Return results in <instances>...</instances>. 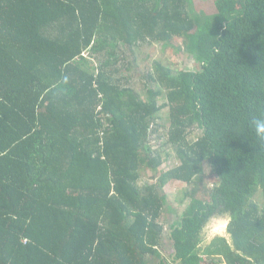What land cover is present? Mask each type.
<instances>
[{
    "label": "trees",
    "instance_id": "trees-1",
    "mask_svg": "<svg viewBox=\"0 0 264 264\" xmlns=\"http://www.w3.org/2000/svg\"><path fill=\"white\" fill-rule=\"evenodd\" d=\"M214 6L209 16L194 0H0V264H167L172 182L192 188L171 227L174 261L264 264V0ZM177 39L195 70L156 61L148 98L120 77L140 44ZM165 110L167 171L152 147ZM143 169L158 184L139 188ZM220 218L229 240L205 244Z\"/></svg>",
    "mask_w": 264,
    "mask_h": 264
},
{
    "label": "rangeland",
    "instance_id": "rangeland-1",
    "mask_svg": "<svg viewBox=\"0 0 264 264\" xmlns=\"http://www.w3.org/2000/svg\"><path fill=\"white\" fill-rule=\"evenodd\" d=\"M195 9L199 13L206 15H213L215 11L214 0H194ZM127 52V50L125 49ZM127 60L132 63L131 69L121 72L120 77L129 79L130 85L134 90H138L143 98H148V91L154 89L155 84L149 79V73L156 61H162L173 69V71L195 70L196 60L186 50L185 40L177 39L174 43L165 45L164 43L154 42L147 44H140L136 49L135 55L127 54ZM161 103H166L164 98ZM161 129L156 132L152 139L153 152H160L166 158L165 165L161 168L163 170H170L174 167L173 160L176 157V152L169 142L170 119L169 111H163L161 120L158 121ZM202 133L201 129L196 127L190 131L189 141L196 140ZM207 177L203 178L205 186L214 188L216 181L213 180L211 170L206 168ZM158 175L151 170L141 171V180L139 188L153 186L158 184ZM192 188L183 183L172 182L166 187L165 194L168 196V205L163 216V223L166 227V234L164 238V250L167 255V264H173L175 256H173V245L169 239L171 234V227L182 220L190 201L186 200L187 192ZM255 201L260 205L263 204L262 193H259ZM226 222L227 227L229 220L227 218L213 219L204 229L202 237L204 243L211 242L216 237H226L229 240L226 225L219 227Z\"/></svg>",
    "mask_w": 264,
    "mask_h": 264
},
{
    "label": "clouds",
    "instance_id": "clouds-1",
    "mask_svg": "<svg viewBox=\"0 0 264 264\" xmlns=\"http://www.w3.org/2000/svg\"><path fill=\"white\" fill-rule=\"evenodd\" d=\"M255 129L257 135H259L261 138H264V120L255 121Z\"/></svg>",
    "mask_w": 264,
    "mask_h": 264
},
{
    "label": "water",
    "instance_id": "water-1",
    "mask_svg": "<svg viewBox=\"0 0 264 264\" xmlns=\"http://www.w3.org/2000/svg\"><path fill=\"white\" fill-rule=\"evenodd\" d=\"M176 254V253H175ZM175 264H180V260H176Z\"/></svg>",
    "mask_w": 264,
    "mask_h": 264
},
{
    "label": "flooded vegetation",
    "instance_id": "flooded-vegetation-1",
    "mask_svg": "<svg viewBox=\"0 0 264 264\" xmlns=\"http://www.w3.org/2000/svg\"><path fill=\"white\" fill-rule=\"evenodd\" d=\"M173 256H175V255H173ZM173 264H175V261L173 262Z\"/></svg>",
    "mask_w": 264,
    "mask_h": 264
},
{
    "label": "crops",
    "instance_id": "crops-1",
    "mask_svg": "<svg viewBox=\"0 0 264 264\" xmlns=\"http://www.w3.org/2000/svg\"><path fill=\"white\" fill-rule=\"evenodd\" d=\"M167 256V255H166Z\"/></svg>",
    "mask_w": 264,
    "mask_h": 264
}]
</instances>
